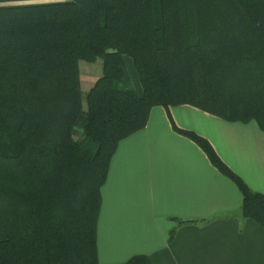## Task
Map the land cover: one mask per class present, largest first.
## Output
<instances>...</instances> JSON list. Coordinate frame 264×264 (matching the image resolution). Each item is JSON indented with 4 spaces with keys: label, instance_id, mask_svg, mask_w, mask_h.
Returning <instances> with one entry per match:
<instances>
[{
    "label": "trees",
    "instance_id": "16d2710c",
    "mask_svg": "<svg viewBox=\"0 0 264 264\" xmlns=\"http://www.w3.org/2000/svg\"><path fill=\"white\" fill-rule=\"evenodd\" d=\"M97 59L84 93L79 62ZM182 104L264 130V0H0V264H100V189L118 142L152 107ZM172 128L264 227V193L206 138Z\"/></svg>",
    "mask_w": 264,
    "mask_h": 264
},
{
    "label": "crops",
    "instance_id": "0c3cea01",
    "mask_svg": "<svg viewBox=\"0 0 264 264\" xmlns=\"http://www.w3.org/2000/svg\"><path fill=\"white\" fill-rule=\"evenodd\" d=\"M172 122L206 138L248 187L264 193V130L255 121H226L188 104L154 106L110 159L100 189L98 262L144 254L152 264H264V227L243 218L237 186Z\"/></svg>",
    "mask_w": 264,
    "mask_h": 264
},
{
    "label": "rangeland",
    "instance_id": "374dc122",
    "mask_svg": "<svg viewBox=\"0 0 264 264\" xmlns=\"http://www.w3.org/2000/svg\"><path fill=\"white\" fill-rule=\"evenodd\" d=\"M33 2V1H29ZM126 67L131 78L133 86H137L141 93V86L139 83V77L135 67L133 66L132 60L129 57H125ZM79 71H80V85L82 92H88L94 85L97 78L102 74V62L100 59H97L95 62H79Z\"/></svg>",
    "mask_w": 264,
    "mask_h": 264
}]
</instances>
